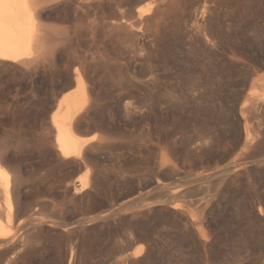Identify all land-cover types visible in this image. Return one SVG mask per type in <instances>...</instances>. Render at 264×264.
I'll return each instance as SVG.
<instances>
[{
  "label": "rangeland",
  "instance_id": "obj_1",
  "mask_svg": "<svg viewBox=\"0 0 264 264\" xmlns=\"http://www.w3.org/2000/svg\"><path fill=\"white\" fill-rule=\"evenodd\" d=\"M39 1L44 55L0 64L23 234L0 264H264V0ZM76 72L97 136L63 158L44 138Z\"/></svg>",
  "mask_w": 264,
  "mask_h": 264
},
{
  "label": "bare ground",
  "instance_id": "obj_2",
  "mask_svg": "<svg viewBox=\"0 0 264 264\" xmlns=\"http://www.w3.org/2000/svg\"><path fill=\"white\" fill-rule=\"evenodd\" d=\"M39 0H0V64L13 66L16 63L31 65L40 60L47 47L46 29L41 22ZM150 7L142 8L138 15H144ZM76 87L73 95L60 99L56 110L50 118L52 130L43 140H53L56 153L63 158H78L84 154L85 146L96 139V134L81 136L77 133L78 115L88 103L87 86L84 79L76 72L73 80ZM260 97V98H258ZM257 100L264 101V92ZM81 115V114H80ZM246 133L244 145L250 143ZM17 144H21L18 141ZM5 145L0 140V248L19 246V238L23 235L19 221V207L16 200V187L21 174L15 168L5 164ZM244 147V148H246ZM72 185L74 191L86 187L85 177ZM70 185V186H71ZM21 234V235H20ZM23 241V240H21ZM8 249V248H7ZM3 250V249H2ZM132 255H139L140 249L135 248Z\"/></svg>",
  "mask_w": 264,
  "mask_h": 264
},
{
  "label": "water",
  "instance_id": "obj_3",
  "mask_svg": "<svg viewBox=\"0 0 264 264\" xmlns=\"http://www.w3.org/2000/svg\"><path fill=\"white\" fill-rule=\"evenodd\" d=\"M149 188H154V189H159L158 192L154 195V198L157 200H164V199H169V190H161V188H158V186L154 183L151 182L150 184L146 185L143 187V190H147Z\"/></svg>",
  "mask_w": 264,
  "mask_h": 264
}]
</instances>
